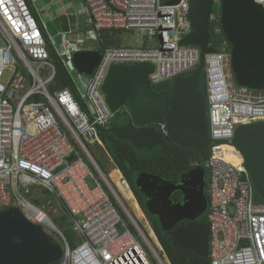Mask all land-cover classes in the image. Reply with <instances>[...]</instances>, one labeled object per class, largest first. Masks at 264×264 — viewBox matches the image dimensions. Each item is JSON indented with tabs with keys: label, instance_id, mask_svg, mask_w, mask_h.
Listing matches in <instances>:
<instances>
[{
	"label": "built area",
	"instance_id": "obj_1",
	"mask_svg": "<svg viewBox=\"0 0 264 264\" xmlns=\"http://www.w3.org/2000/svg\"><path fill=\"white\" fill-rule=\"evenodd\" d=\"M36 1L0 0V211L16 206L45 231L43 217L53 222V216L66 214L79 241L70 247L61 234L58 264H171L152 222L140 209L154 239L123 203L110 172L117 169L133 195L127 179L109 154L111 170L105 175L90 147L104 148L99 131L112 126L115 112L101 90L111 64L152 63L151 84L197 66L199 48L179 45L191 30L189 0H83L79 11L92 26L87 38L97 39L101 30H126L156 39L148 46L100 49L91 74L68 64L75 52L99 49L84 48V39L73 36L71 27L58 32L56 44L30 7ZM254 1L264 7V0ZM211 20L220 24L219 12ZM215 31L222 32L221 26ZM229 49L226 39L203 60L211 140L205 176L208 257L210 264H264V202H254L244 156L233 142L239 125L264 120V88L233 82ZM51 51L72 88H51L56 75ZM157 126L167 134L163 120ZM56 204L59 214L44 209Z\"/></svg>",
	"mask_w": 264,
	"mask_h": 264
},
{
	"label": "water",
	"instance_id": "obj_2",
	"mask_svg": "<svg viewBox=\"0 0 264 264\" xmlns=\"http://www.w3.org/2000/svg\"><path fill=\"white\" fill-rule=\"evenodd\" d=\"M178 0L165 1L176 4ZM216 0H189L190 32L180 46L199 48L196 70L173 80L151 84L154 65L148 62L115 63L108 68L101 90L110 111L124 108L126 120L108 129L116 139L126 141L136 150H154L165 142L196 153L211 144L205 93L199 91V76L207 53L215 52L209 43L210 21L215 16ZM221 30L230 44V72L236 85L250 89L264 88V7L254 0H220ZM60 44V35L54 38ZM100 50H83L73 54L69 67L91 74L100 61ZM75 74V70L72 71ZM163 120L166 135L157 124ZM234 144L245 159V167L254 186L253 200L264 202V120L239 125ZM74 155L68 158L73 159ZM205 169L201 166L183 172L177 180L157 174L141 173L136 190L144 200L149 215L158 218L159 228L173 246L208 257L209 225L201 220L208 201L205 193ZM179 192L174 202L172 194ZM186 225H178L182 221ZM120 229V226H119ZM59 236L62 232L58 231ZM63 254L61 242L30 222L18 207L0 211V264H52Z\"/></svg>",
	"mask_w": 264,
	"mask_h": 264
},
{
	"label": "trees",
	"instance_id": "obj_3",
	"mask_svg": "<svg viewBox=\"0 0 264 264\" xmlns=\"http://www.w3.org/2000/svg\"><path fill=\"white\" fill-rule=\"evenodd\" d=\"M30 7L32 9V6ZM216 9L217 10H213V12H219V5H217ZM217 25L220 24L217 23L215 20L210 21L211 38L209 43L212 47L215 48V50H219L221 43L226 40L223 32L217 33L215 31ZM116 31L119 30H101L98 33L97 38L101 40L100 44L98 45L100 49H103L105 47L118 46L120 44L119 40L115 39L114 32ZM228 45L230 48L229 42ZM50 53L56 65L55 82L51 86V88H62L65 86L72 88L71 81L61 61L59 60V58L56 57L54 52L51 51ZM196 67L197 66H195L185 75L192 74L196 70ZM199 83V91L205 93L206 81L204 65L203 72L199 76ZM99 136L104 144L106 151L112 157L114 163L121 170L124 177L129 182L137 199L140 197L138 191L136 190L135 180L137 181L141 173L144 172L157 174L163 179L177 180L183 172L191 168L201 166L206 169L205 176H207V149L203 150L201 153H196L191 149L180 147L172 141H167L161 147H156L154 150H152L151 155L141 157L137 150L134 149L130 143L116 139L113 133L107 130H100ZM206 192L207 191L205 189V193ZM139 203L145 210L143 202L139 201ZM52 220L56 224V226L62 231L70 247H75L79 239H77V235L72 229L71 222L69 221L68 216L62 213L57 217L53 216ZM201 220L203 222H208L207 214L202 215ZM65 222H67L68 226L66 228L64 227L66 226ZM187 223V221H183L182 225L184 226ZM152 224L155 234L158 240L160 241L165 253L167 254L171 264H210L209 257L204 258L195 255L190 251L173 246L167 234L160 230L157 223L153 221ZM52 264H58V262H54Z\"/></svg>",
	"mask_w": 264,
	"mask_h": 264
},
{
	"label": "rangeland",
	"instance_id": "obj_4",
	"mask_svg": "<svg viewBox=\"0 0 264 264\" xmlns=\"http://www.w3.org/2000/svg\"><path fill=\"white\" fill-rule=\"evenodd\" d=\"M217 5H218L217 3H214L212 10H217L216 9ZM47 18L48 17L43 18L45 20V21L44 20L43 21L45 23L46 33L48 36L56 37V35L58 34L57 32L62 30L61 25H57L55 22L48 21ZM73 20L75 23H77V28L74 30L72 35L73 36L78 35L84 39V45H83L84 48H91L92 47V48L100 49V47L98 45L100 44L101 40L99 38H97L95 40L92 38H87V31H89L90 28H92V26L88 22L87 15L82 13L81 11H76L74 14ZM114 33H115V39L119 40V43H120L119 46H121V45L122 46H124V45L148 46V45L154 44L155 40H156V39H151L146 34H143L142 32H138V31L119 30V31H116ZM18 65H19V67H22V64L20 61H18ZM202 72H203V70H202ZM75 79H77V78H75ZM125 120H126V114L124 113V108H121L119 111L114 113V116L112 117V124L122 123V122H125ZM90 151H91L93 158L95 159L96 163L98 164V166L105 173V175H108V173L111 169V164L109 162V158L107 157V154L104 151V149L98 145H93L90 147ZM137 152L139 153V155L141 157H143V156L146 157V156H149L152 154V151H149L146 149L137 150ZM135 183H136V180H135ZM113 185H114L115 189L119 192L120 190H119V188H117V185L115 183H113ZM36 192H38V191H36ZM119 195H120L123 203L127 206L129 212L132 214V216H134L136 218V220L143 226L142 220L139 217L138 212L135 211V209L133 208V204L131 202V199L126 194H123L121 192H119ZM38 196H39L38 194H34L33 197L36 198ZM56 206H57V204L54 206L46 205V206H44V209L50 215L51 214H59L55 209ZM207 212H208V209L206 208L204 211V214H207ZM145 213H146V217L151 222L155 221L158 224V227L160 226V224L158 223V218L156 216L149 215V214H147V212H145ZM65 225H66V226H64L65 228L68 227L67 222H65ZM45 229L57 241H60L59 234L51 231L48 227H46ZM76 237H78V236H76ZM78 239H79V237H78Z\"/></svg>",
	"mask_w": 264,
	"mask_h": 264
},
{
	"label": "crops",
	"instance_id": "obj_5",
	"mask_svg": "<svg viewBox=\"0 0 264 264\" xmlns=\"http://www.w3.org/2000/svg\"><path fill=\"white\" fill-rule=\"evenodd\" d=\"M82 8H83V0H37L32 6L33 12L35 13V15L38 17V19L42 22L44 26H45V23H44L45 20L43 18L48 17L47 18L48 21H52V22H55L57 25H61V29H62L61 31H65L69 27H71L74 30L77 28V23L74 22L73 18H74L75 12L79 11ZM61 31H58V32H61ZM103 149L106 152L107 157H108V152L106 151L105 147ZM132 192H133L134 197L137 199L133 190ZM139 206H140V209L144 212V209L142 208L140 203H139ZM144 214L146 215L145 212Z\"/></svg>",
	"mask_w": 264,
	"mask_h": 264
},
{
	"label": "bare ground",
	"instance_id": "obj_6",
	"mask_svg": "<svg viewBox=\"0 0 264 264\" xmlns=\"http://www.w3.org/2000/svg\"><path fill=\"white\" fill-rule=\"evenodd\" d=\"M110 179H111L112 183H115L117 185V188H119V190H120L119 192H121L123 194H126L131 199V202L133 204V208L135 209V211L138 212V215H139V217L142 220L144 228L147 230L148 234L154 239L155 236H154L152 230L149 228L146 220L144 219V217H143V215H142V213L140 211V208H139L136 200L134 199L131 191L129 190L128 186L124 182V178L122 177V175L119 173V171L117 169H113L110 172ZM119 192L117 191L118 194H119ZM43 218H44V221H45V225L51 231H53V232L58 234V231H60V230L53 224V222H51V220H45V217H43Z\"/></svg>",
	"mask_w": 264,
	"mask_h": 264
},
{
	"label": "flooded vegetation",
	"instance_id": "obj_7",
	"mask_svg": "<svg viewBox=\"0 0 264 264\" xmlns=\"http://www.w3.org/2000/svg\"><path fill=\"white\" fill-rule=\"evenodd\" d=\"M156 127H158V126H156ZM179 196H180V193L179 192H174L173 194H172V200L174 201V202H176L178 199H179ZM139 197H140V195H139ZM138 201H142L143 203H144V200L140 197V198H138ZM144 212H146L145 210H144ZM148 214V213H147ZM185 221V220H184ZM188 223H189V221H187ZM182 223H183V221L181 222V223H178L176 226H178V225H182ZM158 225V224H157ZM183 226V225H182Z\"/></svg>",
	"mask_w": 264,
	"mask_h": 264
}]
</instances>
